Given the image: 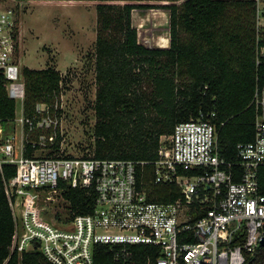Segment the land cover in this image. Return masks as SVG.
<instances>
[{"label":"built area","instance_id":"1","mask_svg":"<svg viewBox=\"0 0 264 264\" xmlns=\"http://www.w3.org/2000/svg\"><path fill=\"white\" fill-rule=\"evenodd\" d=\"M254 3L260 65L264 0ZM18 28L14 8H0V73L8 96L23 102L20 115L0 118V171L14 221L4 264L15 251H38L51 264H103L102 247L110 264H247L264 247V86L251 101L254 139L237 144L236 160L220 154L215 112L178 123L150 162L56 152L59 107L38 103L34 116L25 114ZM6 166L15 174L6 176ZM160 186L178 197L156 199ZM74 189L95 193L90 212L73 210L65 194Z\"/></svg>","mask_w":264,"mask_h":264},{"label":"trees","instance_id":"2","mask_svg":"<svg viewBox=\"0 0 264 264\" xmlns=\"http://www.w3.org/2000/svg\"><path fill=\"white\" fill-rule=\"evenodd\" d=\"M96 1L97 122L91 156L153 161L158 158L161 137L172 134L178 123L215 112L220 154L226 160H236L237 144L254 139L256 109L251 101L257 86H264V62L257 65L255 59V21L245 25L249 5L255 7L254 0ZM150 1L168 3L156 5ZM155 7L170 12L168 47L143 45L133 25L135 9ZM23 77L25 114L34 116L38 103L54 109L63 92L60 71L51 66H26ZM5 83L0 73V118L8 121L16 115L17 102L8 96ZM62 139L59 132L56 152ZM32 151L30 148L28 154ZM4 174L12 176L15 167L6 166ZM259 179L264 193V166ZM173 189L160 186L152 192L158 200L173 201L178 197ZM65 195L76 213L92 210L94 192L74 189ZM13 230L12 210L0 171V264L10 255ZM102 250L103 264H110L108 250ZM7 264L51 263L38 251L21 255L15 251ZM247 264H264V247L249 255Z\"/></svg>","mask_w":264,"mask_h":264},{"label":"rangeland","instance_id":"3","mask_svg":"<svg viewBox=\"0 0 264 264\" xmlns=\"http://www.w3.org/2000/svg\"><path fill=\"white\" fill-rule=\"evenodd\" d=\"M98 3L96 0H0V8H14L17 15L20 65L51 66L63 77L61 100L54 109L58 106L60 110L59 132L63 138L60 146L65 154H94ZM150 3L163 5L168 1ZM248 10L245 25L255 21V7L249 5ZM133 25L143 45L158 47L165 42L170 45V12L164 7L135 9ZM22 108L23 102L18 100V115Z\"/></svg>","mask_w":264,"mask_h":264},{"label":"crops","instance_id":"4","mask_svg":"<svg viewBox=\"0 0 264 264\" xmlns=\"http://www.w3.org/2000/svg\"><path fill=\"white\" fill-rule=\"evenodd\" d=\"M169 46V44H164V45H158V47H168Z\"/></svg>","mask_w":264,"mask_h":264},{"label":"water","instance_id":"5","mask_svg":"<svg viewBox=\"0 0 264 264\" xmlns=\"http://www.w3.org/2000/svg\"><path fill=\"white\" fill-rule=\"evenodd\" d=\"M262 246H264V239H263V241H262Z\"/></svg>","mask_w":264,"mask_h":264},{"label":"bare ground","instance_id":"6","mask_svg":"<svg viewBox=\"0 0 264 264\" xmlns=\"http://www.w3.org/2000/svg\"><path fill=\"white\" fill-rule=\"evenodd\" d=\"M141 26H143V25H141ZM166 40V39H165ZM164 41V40H163ZM166 43V42H165ZM162 45H164V44H162Z\"/></svg>","mask_w":264,"mask_h":264}]
</instances>
